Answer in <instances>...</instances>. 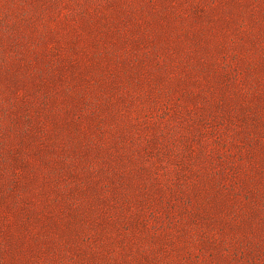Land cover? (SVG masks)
<instances>
[{"label": "rangeland", "instance_id": "obj_1", "mask_svg": "<svg viewBox=\"0 0 264 264\" xmlns=\"http://www.w3.org/2000/svg\"><path fill=\"white\" fill-rule=\"evenodd\" d=\"M0 264H264V0H0Z\"/></svg>", "mask_w": 264, "mask_h": 264}]
</instances>
